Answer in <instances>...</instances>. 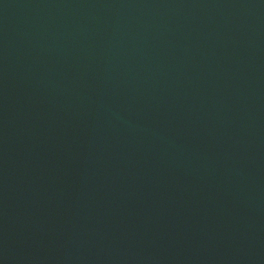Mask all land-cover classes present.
Wrapping results in <instances>:
<instances>
[{
	"label": "water",
	"instance_id": "1",
	"mask_svg": "<svg viewBox=\"0 0 264 264\" xmlns=\"http://www.w3.org/2000/svg\"><path fill=\"white\" fill-rule=\"evenodd\" d=\"M0 264H264V0H0Z\"/></svg>",
	"mask_w": 264,
	"mask_h": 264
}]
</instances>
